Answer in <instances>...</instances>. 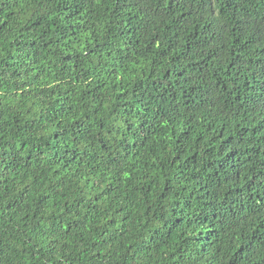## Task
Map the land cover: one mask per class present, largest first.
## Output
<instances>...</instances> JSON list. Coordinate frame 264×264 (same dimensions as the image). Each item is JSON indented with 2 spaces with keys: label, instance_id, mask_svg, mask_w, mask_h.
<instances>
[{
  "label": "trees",
  "instance_id": "obj_1",
  "mask_svg": "<svg viewBox=\"0 0 264 264\" xmlns=\"http://www.w3.org/2000/svg\"><path fill=\"white\" fill-rule=\"evenodd\" d=\"M0 264H264V0H0Z\"/></svg>",
  "mask_w": 264,
  "mask_h": 264
}]
</instances>
